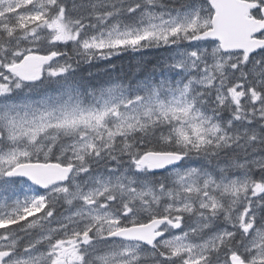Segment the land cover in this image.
Returning a JSON list of instances; mask_svg holds the SVG:
<instances>
[{
	"label": "snow or ice",
	"instance_id": "obj_1",
	"mask_svg": "<svg viewBox=\"0 0 264 264\" xmlns=\"http://www.w3.org/2000/svg\"><path fill=\"white\" fill-rule=\"evenodd\" d=\"M0 264H264V0H0Z\"/></svg>",
	"mask_w": 264,
	"mask_h": 264
}]
</instances>
